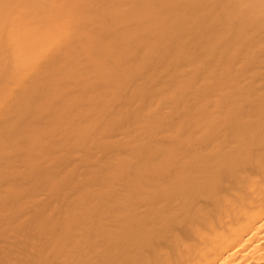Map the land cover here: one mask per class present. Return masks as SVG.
<instances>
[{
  "label": "bare ground",
  "instance_id": "1",
  "mask_svg": "<svg viewBox=\"0 0 264 264\" xmlns=\"http://www.w3.org/2000/svg\"><path fill=\"white\" fill-rule=\"evenodd\" d=\"M0 264H264V0H0Z\"/></svg>",
  "mask_w": 264,
  "mask_h": 264
}]
</instances>
